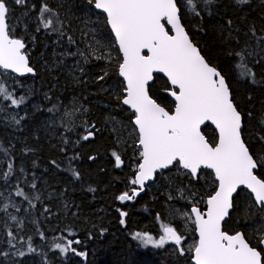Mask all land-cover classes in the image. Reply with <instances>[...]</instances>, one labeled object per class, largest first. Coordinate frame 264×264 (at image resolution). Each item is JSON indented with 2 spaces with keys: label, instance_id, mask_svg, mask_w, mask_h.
<instances>
[{
  "label": "trees",
  "instance_id": "obj_1",
  "mask_svg": "<svg viewBox=\"0 0 264 264\" xmlns=\"http://www.w3.org/2000/svg\"><path fill=\"white\" fill-rule=\"evenodd\" d=\"M42 2L58 13L60 32L40 25ZM7 3L13 35L25 41L36 75L19 78L0 69V77L9 90H14L17 97H26V103L19 108L0 101L3 108L0 111V253H9L7 257L0 255V264H191L192 255L188 253L172 255L168 246L144 247L133 236L136 232L156 234L161 225L170 223L188 239L197 240L194 224L182 219L181 212H190L189 197L199 201L197 207L202 211L206 209L205 202L215 188L214 176L210 170H203V177L191 180L183 171L173 169L165 173V179L157 177L156 183L141 197L124 202L117 199L133 187L130 181L140 162V148L132 123L134 114L121 103L125 87L118 75L121 55L105 16L96 12L88 0H27L24 5L7 0ZM199 7L200 17L182 7V23L206 59L226 76L243 114L245 142L254 154L264 156V142L258 138L264 136V60L259 64L251 62L257 80L251 83L238 78L233 67L236 57L229 55L246 41L255 46L252 27L258 36L264 35V0H250L244 5L237 0H216L211 6ZM95 17L104 26V41L115 59L110 63L89 61L84 64L83 72L74 76L63 68V58L53 55L55 43L62 39L66 44L68 37L79 42L76 34L79 25ZM228 20L232 21L231 26ZM229 32L239 43L229 37ZM70 51L74 48L70 47ZM105 72V78L99 80ZM170 88L166 79L156 75L149 92L172 112L175 104L168 94L170 91H165ZM8 109L18 110L20 118L23 117L19 125H8ZM65 113H73L76 118L62 124L63 128H56L53 120ZM122 122L132 139L125 133ZM92 124L96 135L85 141L82 136ZM203 133L210 143L217 142L213 127L206 126ZM114 151L123 161L121 168L116 166ZM9 163L13 172L5 180L3 174L8 171ZM75 172L79 173L78 178ZM259 172L264 173V168ZM33 183L35 188L31 187ZM18 188L23 189L28 200L15 195ZM246 193L243 189L234 197V208L224 230L229 234L243 232L249 243L256 246V238L264 230V212L252 205ZM14 203L17 210L12 207ZM5 204L7 211L3 210ZM121 212L128 215L122 217ZM12 216L17 219L12 220ZM121 219L124 224L120 223ZM67 239L79 240L72 247L86 256L71 251L64 254L54 248L56 242L66 243ZM29 243L35 252L28 251Z\"/></svg>",
  "mask_w": 264,
  "mask_h": 264
},
{
  "label": "snow or ice",
  "instance_id": "obj_2",
  "mask_svg": "<svg viewBox=\"0 0 264 264\" xmlns=\"http://www.w3.org/2000/svg\"><path fill=\"white\" fill-rule=\"evenodd\" d=\"M215 2L216 0H88L95 9L106 14V23L115 34L119 52L122 53L118 64L119 75L125 83L126 95L122 103L134 110L133 123L138 133L140 162L130 181L131 185L138 187L124 191L117 199L121 202L134 200L144 190L147 181L156 180L157 177L165 179V173L173 169L183 171L191 180L203 177V170H211L215 188L206 200L207 210L202 211L194 205L190 213L183 214L198 232V240L194 244L185 249L182 245L187 237L168 224L161 225L162 234L158 238L148 233L136 232L133 239L144 247L151 245L160 248L171 243L176 246L180 255H184L186 251L191 253L194 264H264V248L260 247L264 246V230L259 232L256 246H253L243 232L229 234L223 227L230 210L234 208L233 195L241 186L247 190L246 195L250 196L252 205L264 212V173L259 172L264 168V156L254 154L245 142L243 114L233 98L226 76L206 59L182 23V7L188 13L200 17L199 6H211ZM13 3L24 5L27 0H13ZM237 3L244 5L250 3V0H237ZM9 13L7 0H0V69L20 75L35 74L29 63L25 41L13 35V27L8 22ZM38 19L43 29L61 31L57 27L61 24L59 15L47 2H42ZM166 24L171 27L166 28ZM227 24L231 26L232 21L228 20ZM39 30L38 27L37 31ZM250 32L255 46L246 41L239 50L230 51L229 55L236 57L233 67L238 78L256 83V72L251 67V62L259 64L264 60V35L258 36L255 27ZM228 35L239 43L231 32ZM68 39L69 42H74L71 37ZM96 51L94 49L90 53L95 59L108 58L103 54L97 55ZM154 73H163L170 81L172 87L165 91H170V95L174 97L175 107L172 112L167 111L149 94V82L153 81ZM106 75L107 72L98 79L103 80ZM0 101H8V106L19 108L26 103V97H17L14 90L10 91L0 77ZM0 111H3L2 107ZM11 119L19 125L23 117L17 119L13 116ZM205 121H211L219 130L215 144L209 143L201 133V125ZM85 132L83 140L94 138L95 124L87 127ZM258 138L264 142V136ZM112 155L119 167L123 163L120 155L115 151ZM7 168L8 171L3 174L5 180L12 174L13 165L9 163ZM74 175L79 177L78 172ZM31 187L35 188L36 185L33 183ZM15 195L28 200L23 189L18 188ZM7 209L8 205L5 204L3 210ZM120 214L122 217L128 215L127 212ZM11 219L15 221L17 218L12 216ZM120 223L124 224V220L121 219ZM8 235L15 239L12 232H8ZM40 236L43 238L42 232ZM8 243L15 247L12 240ZM79 243V240L67 239L66 243L56 242L54 248L64 254L71 251L76 255L86 256V253L77 252L72 247ZM28 251L35 252L36 249L29 243ZM0 255L7 257L9 253L3 252ZM18 255L24 256L25 253L18 252Z\"/></svg>",
  "mask_w": 264,
  "mask_h": 264
},
{
  "label": "rangeland",
  "instance_id": "obj_3",
  "mask_svg": "<svg viewBox=\"0 0 264 264\" xmlns=\"http://www.w3.org/2000/svg\"><path fill=\"white\" fill-rule=\"evenodd\" d=\"M76 34H77V37L79 38V42H77L73 38H72V41H74V42H69V39H68L69 37H68L66 39V44H64L63 40L59 39L58 42L55 43L56 44L55 50L53 52L54 56H60L61 58H63L62 61L65 64V66H63V68L66 69L68 72L74 74V76H76L75 74H77V73L81 74L83 72L82 68H83L84 64L89 62V61L104 60L106 63H108V62L110 63L112 60L115 59V54L112 52L111 49L107 48L108 45L104 41L106 33L104 30V26H103V24L99 18L95 17L92 19H87V21L86 20L82 21L81 25H79V29H78ZM76 42L78 44H80V46H78L76 44ZM70 47H73L74 51H70ZM94 49L97 50L96 51L97 55L103 54L104 56H106L108 58L107 59H95L94 56L90 54V53H92V51ZM81 53H83L84 55H81ZM68 59H70L72 61H70V63H67ZM116 88L117 87L115 85V89ZM65 114L63 116H61L60 118L53 120V124L56 128L60 127L62 124L64 125L70 119L74 120L76 118L75 114H73V113L71 115H65ZM13 116H15L17 119H20V114H19L18 110L8 109V111H7V123L11 127L17 125L11 119ZM121 125H123V128L125 129V133L127 134V136L132 139V136H131L130 132L128 131V128L123 124V122L121 123ZM60 128H63V127H60ZM134 130L137 133L135 128H134ZM151 186L148 187V189H150ZM133 187H134V185H133ZM188 202L192 206H194V205L199 206V201H196L190 197L188 198ZM205 205H206V202H205ZM12 207L15 210H17L18 209L17 203H14L12 205ZM188 213H190V212H188ZM183 214L184 213L181 212L182 219L185 218L183 216ZM188 221L191 222L190 220H188ZM184 223H185V220H184ZM168 224L170 225V223H168ZM148 234H150V233H148ZM161 234H162V228L160 226L158 233L151 234V235L154 238H158V236ZM196 241L197 240L194 239L193 237H190L189 239L187 238L183 242L182 246L185 247V249H187L189 246L194 244ZM167 246L172 251L171 252L172 255L178 253L176 251V246L171 244V243L166 244L165 246L160 247V248H165ZM147 247L148 248H156V247L151 246V245H149ZM185 253L192 255L191 253H189L187 251Z\"/></svg>",
  "mask_w": 264,
  "mask_h": 264
},
{
  "label": "water",
  "instance_id": "obj_4",
  "mask_svg": "<svg viewBox=\"0 0 264 264\" xmlns=\"http://www.w3.org/2000/svg\"><path fill=\"white\" fill-rule=\"evenodd\" d=\"M95 9V8H94ZM95 11L96 12H98V13H100V14H103L104 16H105V18H106V14L105 13H103L101 10H98V9H95ZM163 22V21H162ZM108 25V24H107ZM166 26V28H170L171 26H169V25H165ZM108 28H109V30H110V32H111V34H112V36H113V38H114V40H115V42H116V39H115V34L112 32V30H111V28H110V26L108 25ZM186 30V29H185ZM187 31V30H186ZM190 37V36H189ZM191 38V37H190ZM116 46H117V48H118V44H117V42H116ZM119 50V49H118ZM145 54H147V50H145ZM120 55L122 56V53H120ZM29 63H30V61H29ZM31 66V65H30ZM5 71V70H4ZM5 72H11L10 70L9 71H5ZM11 73H13V72H11ZM15 76H17V77H19V78H26V77H34L35 75H36V72H35V74H31V73H27V74H24V75H20V74H18V73H13ZM118 75H119V72H118ZM156 75H159V76H161V77H163L164 79H166L167 80V82L169 83V86L170 87H172L171 85H170V81L168 80V78H167V76L165 75V74H163V73H154V79H155V76ZM119 77H120V79H122L123 80V77H121L120 75H119ZM154 79H153V81H150L149 82V86L150 85H152L153 84V82H154ZM123 82H124V80H123ZM125 84V83H124ZM149 94H150V92H149ZM126 95V93L124 92V96ZM169 95H170V92H169ZM170 97H171V99H172V101L174 102V104H175V100H174V97H172L171 95H170ZM153 98V97H152ZM154 99V98H153ZM123 100V99H122ZM121 103H122V101H121ZM158 103V102H157ZM122 105L124 106V107H126L128 110H130L133 114H134V110H132L131 108H130V106H128V105H124L123 103H122ZM162 106V105H161ZM163 107V106H162ZM175 107V106H174ZM174 110V109H173ZM168 111V110H167ZM133 121H134V119H133ZM133 121H132V123H133ZM211 126V127H213L215 130H216V133H217V136L219 137V130L216 128V126L211 122V121H205L204 122V124H202L201 125V133L204 135V133H203V129L206 127V126ZM133 126H134V128L136 129V126H135V124L133 123ZM137 131V130H136ZM138 134V133H137ZM205 136V135H204ZM205 138H206V136H205ZM207 139V138H206ZM218 141V140H217ZM210 143V142H209ZM139 146V145H138ZM122 167V164L118 167V168H121ZM211 171V170H210ZM157 180V179H156ZM156 180H150V181H147L146 183H145V185H144V190L140 193V195L139 196H137L135 199H137V198H139V197H141L142 195H144L145 193H146V191H147V189H148V187H150L151 185H153V184H155L156 183ZM134 187H138V186H134ZM240 190H243V186H241V189H238V192L240 191ZM244 190H246V189H244ZM247 191V190H246ZM237 192V193H238ZM237 193L236 194H234L233 195V200H234V197L237 195ZM205 207H206V209L205 210H203V211H206L207 210V205H205ZM233 210V209H232ZM232 210H230V213L232 212ZM230 216V215H229ZM228 218L229 217H227L226 218V220H225V222H224V224L226 223V221L228 220ZM194 227H195V225H194ZM224 227V226H223ZM195 233H196V237H197V240H198V232L195 230ZM262 248H264V246H261ZM191 262H192V264H194V260H193V258L191 259Z\"/></svg>",
  "mask_w": 264,
  "mask_h": 264
},
{
  "label": "bare ground",
  "instance_id": "obj_5",
  "mask_svg": "<svg viewBox=\"0 0 264 264\" xmlns=\"http://www.w3.org/2000/svg\"><path fill=\"white\" fill-rule=\"evenodd\" d=\"M169 94V93H168ZM192 264V263H191Z\"/></svg>",
  "mask_w": 264,
  "mask_h": 264
},
{
  "label": "flooded vegetation",
  "instance_id": "obj_6",
  "mask_svg": "<svg viewBox=\"0 0 264 264\" xmlns=\"http://www.w3.org/2000/svg\"><path fill=\"white\" fill-rule=\"evenodd\" d=\"M150 87V86H149Z\"/></svg>",
  "mask_w": 264,
  "mask_h": 264
}]
</instances>
